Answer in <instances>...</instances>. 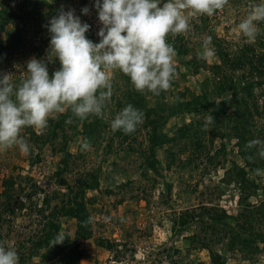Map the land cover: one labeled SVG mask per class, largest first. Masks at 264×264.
Returning <instances> with one entry per match:
<instances>
[{
  "label": "rangeland",
  "instance_id": "374dc122",
  "mask_svg": "<svg viewBox=\"0 0 264 264\" xmlns=\"http://www.w3.org/2000/svg\"><path fill=\"white\" fill-rule=\"evenodd\" d=\"M2 3L9 7L11 5L13 10L21 13L22 18H18L17 22L21 25L28 23L29 35L34 45L41 46L43 49V54L39 56L36 54L26 56L21 52V48L8 44L3 46L4 52L3 50L0 51V73H11L14 84H18L27 76V61L33 57L45 59L50 47V32L45 31L44 18L38 13L48 14L47 22L49 23L50 19L57 15L62 8L64 10L75 9L82 21L91 26L86 33L87 37L94 42L100 40L97 33L102 25L94 7L95 0H90L87 3L82 0H0V6ZM249 4L250 0H227L222 9L210 15L211 22L208 29L215 30L213 32L216 35L223 37L233 53L238 51L241 53L243 49L252 53L250 49L246 48L249 46L257 52L264 51V22H258L261 33L254 42L246 41L238 29V23L250 11ZM85 6L90 9L88 14H83L81 11ZM205 15L207 16V14L191 16L190 29L183 33L192 36L190 47L195 49L191 55H176L174 58L175 66H180L175 77V79H180V83L176 86L171 85L170 89L161 92L159 95L145 92L146 108L147 104L167 107L175 101H182L202 94L203 81L210 76V72L206 68L195 72L190 60L194 55L198 56V53L203 50V41L209 36L210 31H206L202 35L195 31L196 24L201 22ZM30 18H33L34 21L32 22ZM0 39H6L5 32L0 31ZM212 45L210 44L209 47ZM7 46H10L8 47L11 50H9L10 53L5 48ZM203 59H207L208 64H210L218 58L213 55ZM50 65L49 72L51 74L59 67V62L56 61L53 66ZM51 69L52 71H50ZM121 73L120 70H114L112 76V90H116L119 98L120 96L124 97L128 89L135 90L132 82L124 81L125 78L123 80L119 77ZM182 74H186L185 78ZM244 74L251 78L248 68L236 72L229 70V76L225 81L230 84L231 78L237 81L242 79ZM234 91L235 89L231 88L227 90V93L232 95ZM240 92L243 93V91ZM255 94L258 105L263 110L264 86L256 87ZM108 105L111 106L106 107L103 116L109 122H107L105 129L103 126L98 128V132L101 133L100 136L97 133L89 136L87 140L90 147L87 150L82 149V141L85 139L83 131L90 124L96 123L100 116L90 115L80 121L76 129H68L66 147L76 157H69L70 164L67 171L63 172L61 169L65 154L54 152L49 144L36 147L34 151L29 153L22 152L18 146H12L7 149H0L1 178L30 176L42 188L41 192L34 197L41 203L47 192L66 191L67 185H75L85 172L98 174L99 188L86 190L87 207L92 217L93 234L88 239H78L77 243L84 251V258L80 264H169L168 256H166L169 252L167 248L173 246L178 249L177 253L174 250L172 253L180 259V264H212L207 248L189 244L188 235L198 230V227L192 226L181 233L175 232L172 217L187 207H197L201 203L218 204L220 207L226 208L229 214H238L241 204L247 203L245 197L248 194L239 183L222 181L227 170L234 167L235 163L249 169L239 154V147L236 144L238 138L229 136L221 138L218 136L211 143L208 136L207 149L210 151V155L220 152L217 159L219 162H212L203 153V157L196 161V166L189 164L187 168H183L182 162L193 156L194 144L192 139H183L181 144L175 146L169 144L166 147L173 148L172 152L175 153L176 162L168 167L172 159L169 156L170 152L165 148H160L157 157L161 163L157 165L156 169H153L147 158L146 150L149 145L148 140H145L148 129L142 123L139 125L140 129L135 134L137 139L132 143V145L135 144L136 150H131L128 145L119 144L118 138L111 128V119L122 107H118L116 100H110ZM227 112L229 115L235 116L236 107L231 106ZM64 113H69L71 118L75 117L72 124L79 120L72 113L70 107H67ZM62 114L54 113L51 118H58ZM70 117L68 120L71 119ZM144 118L145 116L143 121ZM207 118L202 113L180 114L171 118L165 129L171 130L170 133L172 134L185 122H190L193 119L206 120ZM254 118L257 127H264L263 118L259 116ZM226 120L230 124L221 130L233 133L235 121L233 119ZM31 130L47 133L50 126L48 124L44 129L27 126L22 129L21 135L27 138ZM112 137H114L113 142L111 141ZM222 144H225L226 149L222 147ZM183 146H187L186 151H181ZM57 171L63 174V184L60 177L62 175L56 174ZM249 175L264 185V174L258 176L255 172L250 171ZM168 184L172 185L171 191ZM263 197L264 192L259 191L258 197L251 196L250 201L258 203ZM58 201L59 198H56L52 204L55 206ZM28 209L30 208L28 207ZM11 219V223L7 222L0 227V239L5 241V245L14 246L17 250L19 240L28 239L26 233L37 229L38 222L36 225L32 223L36 219V215L27 209L18 211L17 215ZM230 222L232 225H237L235 220ZM59 223L61 225L59 234L76 240L77 220L65 216L59 219ZM103 241L106 244L109 242L112 247L105 248L102 244ZM26 244L27 246L30 245V243ZM216 247L225 253L224 249L227 248V245L225 241H221ZM116 254H119L118 258L115 256ZM225 254L230 264H264V251L258 255L259 258L253 261L243 259L238 251L226 249ZM38 258L35 256L33 261L36 263ZM25 264H30V262ZM51 264L57 263L52 262Z\"/></svg>",
  "mask_w": 264,
  "mask_h": 264
},
{
  "label": "trees",
  "instance_id": "16d2710c",
  "mask_svg": "<svg viewBox=\"0 0 264 264\" xmlns=\"http://www.w3.org/2000/svg\"><path fill=\"white\" fill-rule=\"evenodd\" d=\"M82 1L87 3L90 0ZM38 14L44 18L43 21L45 22H43V25H46L44 28L47 31L49 24L47 22L48 14ZM203 17L201 22L196 24L195 31L199 35L210 31L209 36L212 37L211 44H213L210 47L213 48L214 56L218 59L208 64L209 61L207 59L194 55L190 60V64L195 72H199L202 68H206L210 72V76L203 81L201 95H196L182 101H175L167 107L147 104L146 108L145 92H150H141L136 89H128L124 97L120 96V98L117 97L115 90L113 91L111 100H116L118 107L124 108L127 104L131 103L143 111L145 118L142 124L148 129L146 131L147 137L145 138L149 143L146 147L147 158L153 169H156L157 165L161 163L157 157L158 149L160 148H165L170 152L169 156L172 159L168 167H171L176 162L175 153L172 152L173 148L166 147L169 144L175 146L181 144L183 139H192L194 144L192 149L193 156L187 159V161H180L183 168H187L189 164L196 166V161L203 157V153L212 162L217 161L220 152L210 155V151L207 149L208 136L211 143L218 136L221 138L225 136L238 138L236 144L239 147V154L243 157L249 169L235 163L234 167L227 170V174L222 181L226 183L233 181L239 183L248 194L245 197L247 203L241 204L237 215L229 214L226 208L220 207L218 204L201 203L197 207H187L172 217L173 227L175 232L179 233L192 226L198 227V230L188 235L189 244L191 246L199 245L200 247L207 248L210 252L212 264H230L225 254L226 249L238 251L243 259L253 261L259 258L258 255L264 251V197L258 203L250 201V197L254 196L257 198L259 191L264 192V185L258 182L256 178H251L249 173L250 171L255 172L257 168L264 169V158L258 155L257 148H248L246 145L248 141L255 138L264 140V127H257L254 121L255 116L264 119V109H260L255 94L256 87L264 86V51L257 52L253 47L249 46L246 48L250 49L252 53H248L244 49L241 53L239 51L233 53L223 37L216 35L213 32L215 30L208 29L211 22L210 15ZM18 18H22L21 13L13 10L11 5L9 7L2 3L0 6V31L5 32L6 39H0V51L3 50L4 52L3 46L8 44L21 48V52L26 56L32 54L39 56L43 54L42 47L34 45L29 35L30 29L28 23L21 25L17 22ZM30 19L32 22L34 21L33 18ZM167 40L174 45L177 56L191 55L195 49L194 47H190L192 36L190 37L183 33H169ZM8 47L10 46L5 48L8 49ZM57 62L59 61L57 60ZM50 64L53 66L55 63ZM175 67L178 72L180 66ZM244 68L249 69L252 79L244 74L242 79L235 81L234 78H231L230 84L226 83L225 80L229 76V70L236 72ZM182 76L185 78L186 74H182ZM119 77L123 80L125 78L124 81L131 82L129 76L123 72ZM179 83L180 79L176 78L173 80L172 85L176 86ZM231 88H234L235 91L232 95H229L227 90ZM240 91H243V93ZM244 91L246 92L244 93ZM110 106L108 105L107 107ZM231 106L236 107L235 116H231L227 112ZM184 113H202L213 119L211 122H206L207 119H193L180 125L172 134L170 133L171 130L165 129L171 118ZM68 117H70L69 113H63L58 118L50 117L48 122L50 130L47 133L31 130L26 138L31 145L30 152L34 151L36 147L49 144L52 146L54 152L64 153L65 158L62 160L63 166L61 167L63 172L68 170L70 164L69 157L75 156L66 147L67 131L68 129H76L80 121H82L79 119L75 124H72L75 117H70L71 123L67 122ZM226 119H233L235 121L233 133L221 130V128H226L229 126L227 124H230ZM107 122L109 121H106L103 115L97 118L96 123L90 124L89 127L84 129L85 138L88 139L93 133H97L100 136L101 133L98 132V128L103 126L105 129ZM138 129H140L139 126L130 134H125L120 130L114 131V134L118 138L119 144L128 145V148H131V150H136L135 144L132 145V143L137 139L135 134ZM111 141H114V137H112ZM222 147L226 149L225 144H222ZM186 148L187 146L181 147V151H186ZM56 174L62 175L60 177L63 184L62 172L57 171ZM0 181L2 185V189L0 190V227L7 222L11 223V218L15 217L18 211L24 209L36 215V219L32 222L33 224L36 225L38 222L37 229L26 233L28 239L25 241L27 242L19 240L17 246L19 264H25L28 261L30 264H51L52 262H56L57 264H80L84 258V251L77 243L78 239H88L93 234L92 217L87 207L86 190L99 188L100 179L98 174L85 172L75 185H67L68 189L66 191L60 192L59 190H55L53 193L47 192L42 198L41 203L37 199H34V197L41 192L42 188L30 176L21 175L18 178L11 176L2 179L0 175ZM168 187L171 191L172 185L168 184ZM56 198H59V201L54 206L52 201ZM65 216L73 217L77 220V238L73 240L67 236L62 243H57L56 237L60 232L61 226L59 219ZM231 220H235L237 225H232ZM221 241H225L227 245V248L224 249L225 253H222L216 247ZM0 242L5 244V241L1 239ZM26 243H30V245L27 246ZM102 244H104L105 248H108V246L112 247L109 242L106 244L103 241ZM167 250L169 251L168 255H166L168 256L169 264H180V259L172 253V250L177 253L178 249H175L173 246L167 248ZM35 256L39 257L36 263L33 261ZM115 256L118 258L119 254Z\"/></svg>",
  "mask_w": 264,
  "mask_h": 264
},
{
  "label": "clouds",
  "instance_id": "9594fccd",
  "mask_svg": "<svg viewBox=\"0 0 264 264\" xmlns=\"http://www.w3.org/2000/svg\"><path fill=\"white\" fill-rule=\"evenodd\" d=\"M227 0H95L101 27L99 42L86 33L90 24L83 22L75 9L64 10L53 16L48 24L50 47L45 59L33 57L27 61V76L18 84L11 73H0V149L18 146L30 152V142L22 129L31 126L44 129L54 113H64L70 107L81 120L90 115L102 116L113 95L114 70L128 75L136 90L155 95L170 89L176 77L174 58L177 51L168 42L171 34L190 29V17L195 14L213 15ZM250 11L238 23V29L248 42H254L261 33L258 22H264V0H250ZM88 14L90 9H81ZM208 36L198 55H214ZM59 61L51 74L49 64ZM144 113L131 103L111 119L113 131L134 132L143 122ZM213 118L208 117L206 122ZM67 122L71 123V119ZM90 143L85 138L82 149ZM246 147L257 148L264 158V140L248 141ZM260 175L264 169H255ZM57 243L65 240L63 234ZM54 243V244H57ZM0 264H19L14 246L0 242Z\"/></svg>",
  "mask_w": 264,
  "mask_h": 264
}]
</instances>
